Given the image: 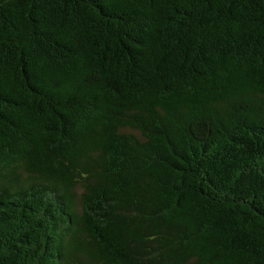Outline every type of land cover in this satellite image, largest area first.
Here are the masks:
<instances>
[{
    "label": "trees",
    "instance_id": "1",
    "mask_svg": "<svg viewBox=\"0 0 264 264\" xmlns=\"http://www.w3.org/2000/svg\"><path fill=\"white\" fill-rule=\"evenodd\" d=\"M0 264H264V0H0Z\"/></svg>",
    "mask_w": 264,
    "mask_h": 264
}]
</instances>
